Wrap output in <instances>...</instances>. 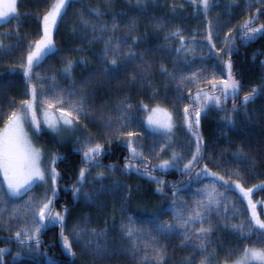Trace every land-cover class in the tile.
Returning a JSON list of instances; mask_svg holds the SVG:
<instances>
[{"label":"trees","instance_id":"1","mask_svg":"<svg viewBox=\"0 0 264 264\" xmlns=\"http://www.w3.org/2000/svg\"><path fill=\"white\" fill-rule=\"evenodd\" d=\"M53 2L18 0L17 14L0 26V127L9 113L18 109L23 100L31 98V86L37 89V95L42 83L58 94H61L60 90L75 91L73 99L84 97V110L79 115L78 127H83L82 133L88 141L86 147L96 143L103 145L102 157L99 156L98 160L106 171L112 172V176L102 177L103 185L106 184V188L110 186V192L94 195L91 189L88 193L90 198H86L81 190L74 200L79 170L85 167L83 151H77L72 143L59 145L51 134L42 131L40 140L54 157L59 158L55 166L59 177L54 208L55 212L65 216L64 235L69 236L75 255L62 247L61 230L59 232L53 224L46 231L41 229L39 244L32 242L31 247L20 245L14 235L0 230V248L8 250L2 257V264H49L50 261L56 264H191L192 260L201 264V249L197 247L201 241L191 234L201 227L200 222L193 224L186 241L182 235L184 229L170 232L158 230L165 219L166 209L174 203L173 191L180 189L177 194L188 205L195 201V198L190 199L188 188L181 190L184 185H194L195 179L190 180L188 175L174 169L166 172L153 170V175L175 186L174 190L163 186V191L158 192L155 180L146 179L132 169L125 170L126 164H132L128 159L127 141L132 139L137 150L144 153L140 161L145 159L150 163L152 159L156 160L153 148L164 142L163 139H160L161 142L157 140L160 135L149 133L144 128V111L161 106L176 113L183 104L194 103L190 96L204 86H192L191 81L182 82L181 78L188 77L186 72L189 67L202 61V58L186 52L192 45V41L186 38L203 32L200 30L204 28H200L202 23H213L220 35L226 34L227 41L223 51L217 53L214 69L202 73L211 75L214 70L220 72L217 61L230 60L232 76L240 87L234 98L222 100L219 107L201 114L199 134L203 144L199 170L207 166L210 172L223 176L225 180H239L246 189H254L251 198L257 205L256 209L264 207V187H254L264 183V32L255 34L250 40L243 39L246 31L244 24L250 17L255 19L248 24V28L264 25V2L211 0L212 6L205 14L198 3L193 5L189 0H69L62 18L53 29L55 51L33 68L29 80L23 75V64L26 63L29 45L34 44L42 34V17ZM97 12L100 14L97 15ZM82 19L89 23L82 24ZM114 23L116 29L113 33L111 28ZM104 24L109 31L103 34V39L94 40L93 35L99 36L98 29ZM94 27L97 29L95 33ZM230 28L233 29L228 32ZM177 30L181 35H169L170 31ZM109 36L126 39L127 45H122L121 51L127 52L128 45H132V51L137 56L131 61L121 60L117 70L101 74L100 57ZM182 38L186 41L183 45ZM178 48L182 50L177 52ZM111 58L108 57L109 60ZM212 59L204 60L210 62ZM69 60L74 63L71 72L65 73ZM162 66L172 75L162 73ZM178 70L184 75L177 74ZM250 93L253 98L245 103L244 96ZM125 100L127 104L122 105ZM121 107L125 108L129 117L125 121L115 119L120 115ZM109 117L112 118L111 124L108 123ZM121 124L124 126L121 127ZM130 131L135 133L131 138L126 135ZM202 180L208 182L205 185L208 191L213 185L217 192L225 191L216 177L206 176ZM114 185L117 186L115 189ZM120 192L123 193L120 195ZM37 194L40 192L34 189L27 196ZM225 194L229 195L232 209L242 204L244 216L238 223V218L224 202L219 205L218 211L207 217L204 226L210 223L213 231L206 234L208 240L204 254L212 253L209 257L212 264L230 262L245 247H252L258 239H264L259 235L264 230L256 229L254 224L251 225L253 231H248L251 213L239 191L233 188ZM5 197L7 201L0 212V226L4 222L7 229L13 230L23 219L26 220L23 215L25 202L24 199L22 202ZM14 209L19 210L18 219L11 218ZM259 217L264 220V210ZM130 221L141 230L139 239L135 241V252L133 242L122 229V224ZM159 221L160 225L156 227L154 224ZM233 225H245L243 235L233 229ZM77 228L84 230V234L77 237L79 242L72 237ZM92 229L102 235L93 246L86 247L84 241L89 238ZM96 245L102 250L97 252ZM153 248L162 250L163 261L153 258ZM229 252L231 259L226 260Z\"/></svg>","mask_w":264,"mask_h":264},{"label":"snow or ice","instance_id":"2","mask_svg":"<svg viewBox=\"0 0 264 264\" xmlns=\"http://www.w3.org/2000/svg\"><path fill=\"white\" fill-rule=\"evenodd\" d=\"M69 0H55L52 7L49 11L42 17V34L39 39L35 41L34 44L29 45V51L26 57V63L23 64V75L24 77L31 80L32 71L35 66H38L42 59L55 51L52 34L53 29L57 27L59 23V18H62L64 14V9L68 4ZM193 5L199 4V7L203 10L205 14L210 10L212 3L211 0H189ZM264 2V0H262ZM17 4L18 0H0V26L7 23L11 18H13L17 14ZM100 13L97 12V15ZM255 17H250L247 22L244 24L243 39L250 40L257 33L264 32V25H261L258 28H248V24L254 20ZM82 24H88L89 21L81 20ZM116 29L115 23L112 25L111 31L114 33ZM97 29L93 28V33H95ZM100 32L99 36L93 35V39H103V34L109 31V28L106 24L101 25L98 29ZM181 35L179 30L172 32L170 34L171 37ZM231 34H229L230 37ZM207 44L211 45L212 49L216 48V45L213 43V35L211 29L209 30L207 36L205 37ZM135 43V40L133 41ZM186 41L181 39V45L185 44ZM127 45V40L124 38H113L109 36L105 41L104 53L103 56L100 57L101 63V74H107L112 71L117 70L118 64L123 61H131L137 56V53L132 51V45H128V51L122 52L121 46ZM182 49L178 48L177 52H180ZM223 51V50H221ZM112 58L109 60L108 57ZM74 61L69 60L65 65L64 72L70 73L72 69ZM224 67L227 69V78L226 79H216L213 77L208 80L207 83L211 86L212 95H208L203 89H198L194 96H190V100L194 103H190L186 105L183 109V121L184 126L187 130L192 134L195 138V150L191 153V157L187 160L186 163H183V168L181 171L184 174L190 175V170L193 169L201 159V151L203 139L199 134V124L202 112L205 110L206 106L209 102H214L215 106L219 107L221 105L222 97L223 100L226 101L229 97H235L238 94L239 83L232 76V64L231 61H225ZM161 72L172 75L167 72V69L163 66L161 67ZM39 79V77H38ZM135 79V77H133ZM182 82L185 80L189 81H199V77L194 72L191 77H182ZM31 93V99H25L21 102V107L18 110H14L8 115L7 121L3 127L0 129V174L3 176V181H0V192H3L2 185H7V191L3 192L4 195L12 198H20L31 191L32 187L37 182H45L46 180L51 181V190L52 197H48L45 195L43 201L36 202L33 198L30 197L29 201H26L23 205V208L26 210L25 218L26 221H31L32 227L29 229L27 227V223L25 227L19 229L15 233L16 240L20 245L28 244L31 247L32 242H35L37 245L39 244L38 235L45 226L46 222L51 224H60L61 226V237H62V247L70 254L72 253V245L69 240V236L64 235V220L65 216L61 212H53V198L56 195L57 190V180L59 177V173L56 171V168H42L41 167V153L40 150L33 147L31 140L29 138L28 132L25 130L26 125L30 127L34 134H39L43 128L42 126H46L53 131L58 130L61 125L72 127L74 121L79 119V115L83 112V104L84 97H79L73 99L76 96L75 91H67L60 90L61 95L54 99V101H46L48 104V108L54 109L55 111L44 110L39 113L38 118V110L35 107L36 99H37V89L34 86H31L29 89ZM53 91H56L53 88ZM219 91L220 95H216L215 93ZM255 89L253 90V93ZM42 95H48L47 93H42ZM203 97V98H202ZM252 94H248L244 96L245 103L252 99ZM122 105H126L127 101H122ZM67 105V107H65ZM128 108L131 105H127ZM147 109V106H144ZM235 110V106L234 109ZM0 111H2V106H0ZM58 113V115L56 114ZM117 121H125L129 119L127 116L126 110L124 107L120 109V115L115 118ZM112 118L109 117L108 123L111 124ZM147 124L153 128L154 131L171 138L170 134L173 132L174 124L172 114L168 112L166 109L160 108H152L150 114L147 117ZM124 125L121 124V127ZM128 137H132L135 135L133 132L127 133ZM89 143H91L89 141ZM127 146L129 149L130 156L128 159L133 160L138 157H143L144 153L142 151H138L137 147L134 146V143L131 139L127 141ZM103 149V145L100 143H96L94 146L86 147L83 152V163L85 167H82L79 170V174L76 180V189L73 192L75 197L80 195V192L83 188V185L87 183V175L90 172V168L88 165L92 167H99L98 157L101 155ZM58 157L52 158V165H55ZM183 159L178 153L173 152L172 157L168 160H163L157 167L162 170H167L169 168H176L177 164ZM111 168V166H109ZM134 165L126 164L125 170L133 168ZM145 171L148 170L149 165L145 164ZM104 173L100 172L97 174V179H101ZM212 176L217 179L223 181V186L225 191L217 193L215 185L212 186L211 190H199L204 191V197L201 200L197 201L196 209L189 210V214L185 216L183 212L177 213L174 215V219L176 220L179 227L184 229L182 235L184 236L185 241L189 237V231L194 223L200 222L201 227L192 232L191 234L195 236L196 239L200 240L201 243L197 245L199 249H201L202 259L201 264H210L209 257L212 256V253L208 255H204V250L207 247L205 243L208 240L207 233L213 231L211 224L209 223L207 227L204 226V222L207 220V217L211 215L214 211H218L219 205L223 203L221 197L225 195V192L229 191L231 187L234 185V189L238 190L240 195L244 200L248 203V209L251 212V220L248 222V231H253L251 225L254 224L256 229L264 230V220H261L258 213L256 212L257 205L253 202L251 195L253 193V188H245L239 182V180H225L223 176H217L216 173L210 172L205 168L201 169L199 173H197V177L199 176ZM155 179V177H152ZM157 183L161 185L158 188V191H163V186L165 185V181L157 180ZM117 186L114 185L115 189ZM254 187H264V186H254ZM207 189V186H206ZM180 189H176L173 191V197L175 198L177 192ZM86 198H90L88 193H84ZM175 203V200H174ZM38 206V210H35ZM215 206V207H214ZM182 207V206H181ZM3 209H0L2 212ZM30 212V215L27 213ZM11 218H19V210L14 209ZM130 219V218H129ZM245 225H233V229L238 230L244 233ZM122 229L124 230V235L128 237V239L133 242V251L137 250L135 241L139 239L140 229H137L131 221L128 224H122ZM161 232H170L174 230V225L171 224H163L158 228ZM84 234V230L77 228L72 233L73 240L79 242L77 237L79 235ZM102 233L96 232L95 229H92L91 235L89 238L84 241L86 247L93 246L96 240ZM259 235L264 237V231L260 232ZM255 244L261 245L260 247H256ZM97 252L101 251L99 245H96ZM7 249L0 248V264H2V257L7 252ZM153 258H156L160 261L164 259V253L160 249L153 248L152 250ZM147 254L145 259H147ZM226 260L231 259V252L226 256ZM49 264H56L55 261H50ZM191 264H195V261L192 260ZM233 264H264V239H258L254 242L252 247H245L241 253V255L233 262Z\"/></svg>","mask_w":264,"mask_h":264},{"label":"rangeland","instance_id":"3","mask_svg":"<svg viewBox=\"0 0 264 264\" xmlns=\"http://www.w3.org/2000/svg\"><path fill=\"white\" fill-rule=\"evenodd\" d=\"M54 2H55V0H54ZM207 24H210V25H207ZM202 27H204V28L200 29V30H202L203 32H200V34H193L191 37L186 38V40L192 41V45L189 46V48L186 52L191 53L190 55L195 54L196 57L200 56V58H202V61L199 60L194 65L190 66L188 71L186 72V74H189L187 76L191 77L192 74L195 72L199 77V81L198 82L191 81L190 84H192V86H194L195 84L202 85V86H204L203 90L205 92H207L208 95H212L213 92H212L211 86L207 83V81L212 79L213 77H215L216 79H226L227 78V69L224 67L225 61L224 60H218L217 61L218 65L221 68L220 72L214 70V72L211 75L203 74L202 72L206 73V72H208V69H214V66L216 65L215 59H216L217 53H219V52H221V50H223V48L226 44V41H227V37H226V34L220 35L221 33H219V30L214 27L213 23L208 22V23H206V25H205V23H202V26L200 28H202ZM41 28H42V25H41ZM210 29H211L212 35H213V43L216 45L215 49H212L211 45H208L207 41L205 39V37L207 36ZM232 29L233 28H230L228 32L232 31ZM170 33H171V31L169 32V35H170ZM196 40H198L197 44L195 43ZM184 51H185V49H184ZM184 56H185V53L183 54V58H184ZM210 57H213L212 61H210V62L206 61L205 62L204 59L208 60ZM199 73H202V75H200ZM177 74H179V75L183 74L184 75V72L183 71L181 72V70H178ZM45 87L42 83V84H40V88H38L39 95H37V99H36V103H35V107L38 110V118H39V113L41 111H44V110L55 111L54 109L48 108V104L46 103V101H54V99L58 98L61 95L58 93H54ZM42 93H47L48 95H42ZM215 94L220 95V92L217 91ZM222 100H223V97H222ZM20 107H21V104L18 107V109ZM65 107H67V105H65ZM184 107H185V104H183L182 109L178 110L176 113L168 110L165 107H161V106L158 107L160 109H166V110H168V112H170L172 114L174 129H173V132L170 134L171 138L154 131L153 128L147 124V117L150 114V111L152 108L144 111V116H143V120H142V124H143L144 128L149 133L160 135L161 137L158 138L157 140L163 139L164 144L163 145L157 144L156 147L153 148L156 151V153H155L156 154V160L152 159L151 160L152 163L151 162L147 163V161L145 159L140 161V159H142L141 157H138L136 159L131 160L132 164L134 165V167L131 168L132 171L138 172L144 178L150 179L153 181L155 180L156 182H157V180H162V179L158 178V176H156V175H153V170H159L160 172H166L170 169H174V170L182 172L181 169L183 168V163L187 162V160L191 157V153L195 150V138L192 136V134L184 126V121H183V115H184L183 109H184ZM216 107L217 106H215L214 102H209V104L206 106L205 110L202 113H205L206 111H209V110L216 108ZM153 108H157V107H153ZM18 109H16V110H18ZM56 114L58 115V113H56ZM9 115H10V113H9ZM7 117L3 123V126L0 129H3V127L7 121ZM79 120H80V117L77 121H74V124L72 127L61 125L58 128V130H56V131L49 129L46 126H42V128H43L42 131H45V132H48L49 134H51L59 145H67L68 143L69 144L72 143V144H74L73 146H75V149L77 151H83L84 152V150L87 146L86 144L88 143V141L82 133L81 128H83V127H78L80 125H77L80 122ZM75 125L77 127H74ZM25 130L29 134V138L31 140L33 147L40 150L41 167L42 168L53 167L54 165H52L51 161H52V158L54 156L44 146V144L40 140L41 137H39V135L42 131L39 134H34L32 129L30 127H28L27 125L25 127ZM130 132H132V131H130ZM129 138H131V137H129ZM160 142H161V140H160ZM149 147H151V146H149ZM173 152H176L180 156L183 157V159L177 164L176 168H169L167 170H162V169L158 168L157 166L160 163H162L163 160H168L172 157ZM134 160L135 161L139 160V162L136 163L137 161L135 162ZM145 164L149 165V168L147 171H145V169L143 167ZM201 166H202V164H201V161L199 160V163L193 169L190 170V175L184 174L186 176L188 175V179H190V180L195 179V181H194L195 183H194V185H184V186H182L183 188L181 189V190H183V189L188 188L190 190V192H189L190 199L192 200L195 198V201H193V203L188 205L187 202H185L183 199H182L183 200V202H182V200L180 199V198H182V196H180V194L178 193L175 198L173 197V199H175V203H173L171 206H169L166 209L164 217H165V219H167V221L164 219L162 222V225L167 223V224L174 225L175 230L183 229V228L179 227V225L177 224L176 220L174 219V215L177 213L183 212V214L185 216H187L189 214V210L196 209L197 200H200V197L204 196V191H199V190H207L205 185L208 184V182L202 180L206 176L201 175V176L197 177V173L200 172L199 167L201 168ZM88 167L90 168V172L87 175V183H85L83 185L82 192H81L82 196H84V193H86L87 190H89L87 193H91V189H92V192L94 193V195H99V194H103V193L109 194L110 186H108L109 188H106L105 187L106 184L103 185L102 178L99 180L97 179V174L100 172H103L104 173L103 177L105 175L112 176L111 170L106 171L102 165H100L99 167H92L91 165H88ZM136 169H139V170L136 171ZM152 177H155V179H153ZM0 181H3L2 174H0ZM217 181L222 183V185H223V182L221 180H217ZM199 182H201L200 183L201 185L199 184ZM95 184H97L96 187H94ZM157 185H158L157 189L161 187V185H159L158 183H157ZM164 186L170 190H174V188H175L174 183H170V182H167ZM261 186H264V183ZM2 187L4 190L3 192H6L7 191V185L4 184V185H2ZM233 188H234V185L231 187V189H233ZM261 188H263V187H261ZM34 189L38 190L40 192V194L39 195L37 194V196L36 195L27 196L24 199V197L31 192L30 191L20 198H12V197H8V198H10L12 200H16V201H22L24 199V202H26V201H29V199L31 197L34 199V201L41 202V201H43V198L45 197V195H47L48 197H52L51 181L50 180H46L45 182H37L32 187L31 190H34ZM3 192H0V209L3 208V206H4L3 203L7 201V198L5 197ZM158 192H160V191H158ZM219 192H222V191L220 190ZM219 192H217V193H219ZM122 193L123 192H120V195ZM172 196H173V192H172ZM55 197H56V195H55ZM53 200H54V198H53ZM221 200L223 201V203L225 202L226 206L228 205L227 207L231 206L228 194H225L223 197H221ZM244 202H246V200H244ZM237 206L238 207L235 209H232V207H230V210H231L232 214H234L236 216V219L238 218V223H239V221L241 220V217L244 216L243 212H242L243 206L241 203ZM219 208H220V206H219ZM35 210H38V206ZM263 210H264V207H259L256 209V212L258 213V215H260L263 212ZM248 211H249V213H251L249 209H248ZM25 212H26V210L23 208V215L24 216H25ZM27 214L30 215V212ZM26 223H27V227L29 229L34 227V225H32V223H31V221H26L25 219H23V221L18 226H15L13 230L7 229L6 226L3 225L4 224V222H3V224H1V226H0V230L10 232L15 237V233L19 229L25 227ZM150 223H153V222H150ZM48 225H49V223L46 222L45 228ZM154 225L156 227L159 226L160 221ZM204 255H208V254H204ZM240 255H241V253L234 260H232L230 262H225L223 264H233V262ZM201 257H202V255H201ZM210 264H212V263H210Z\"/></svg>","mask_w":264,"mask_h":264},{"label":"water","instance_id":"4","mask_svg":"<svg viewBox=\"0 0 264 264\" xmlns=\"http://www.w3.org/2000/svg\"><path fill=\"white\" fill-rule=\"evenodd\" d=\"M53 202H54V200H53ZM56 227H57V229L59 230L60 229V226L58 225V224H54ZM42 229H43V231L45 230V226L44 227H42ZM42 242V241H41Z\"/></svg>","mask_w":264,"mask_h":264},{"label":"flooded vegetation","instance_id":"5","mask_svg":"<svg viewBox=\"0 0 264 264\" xmlns=\"http://www.w3.org/2000/svg\"><path fill=\"white\" fill-rule=\"evenodd\" d=\"M102 156H100L99 158H101ZM58 198L60 199V197L58 196ZM64 208V207H63ZM55 211V208H53V212Z\"/></svg>","mask_w":264,"mask_h":264},{"label":"crops","instance_id":"6","mask_svg":"<svg viewBox=\"0 0 264 264\" xmlns=\"http://www.w3.org/2000/svg\"><path fill=\"white\" fill-rule=\"evenodd\" d=\"M41 25H42V23H41ZM74 127H77V126L75 125Z\"/></svg>","mask_w":264,"mask_h":264},{"label":"bare ground","instance_id":"7","mask_svg":"<svg viewBox=\"0 0 264 264\" xmlns=\"http://www.w3.org/2000/svg\"><path fill=\"white\" fill-rule=\"evenodd\" d=\"M32 191V190H31ZM74 200H76V199H74Z\"/></svg>","mask_w":264,"mask_h":264}]
</instances>
